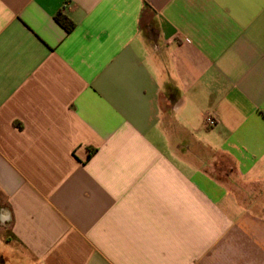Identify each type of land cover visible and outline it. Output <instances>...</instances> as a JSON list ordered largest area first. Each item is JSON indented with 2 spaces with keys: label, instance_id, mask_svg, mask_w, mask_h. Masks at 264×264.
Masks as SVG:
<instances>
[{
  "label": "crops",
  "instance_id": "obj_1",
  "mask_svg": "<svg viewBox=\"0 0 264 264\" xmlns=\"http://www.w3.org/2000/svg\"><path fill=\"white\" fill-rule=\"evenodd\" d=\"M0 264H264V0H0Z\"/></svg>",
  "mask_w": 264,
  "mask_h": 264
},
{
  "label": "rangeland",
  "instance_id": "obj_2",
  "mask_svg": "<svg viewBox=\"0 0 264 264\" xmlns=\"http://www.w3.org/2000/svg\"><path fill=\"white\" fill-rule=\"evenodd\" d=\"M231 172V164L229 162H227L225 159L221 158L220 161H219V167L216 169L215 171V175L218 176V178L221 180V179H224V176L226 175H229ZM224 181V180H222ZM237 185V189H241L242 188V191H244V187H240L238 184ZM238 191V190H237Z\"/></svg>",
  "mask_w": 264,
  "mask_h": 264
},
{
  "label": "built area",
  "instance_id": "obj_3",
  "mask_svg": "<svg viewBox=\"0 0 264 264\" xmlns=\"http://www.w3.org/2000/svg\"><path fill=\"white\" fill-rule=\"evenodd\" d=\"M218 122L214 116H207L205 119V127L207 128H215L217 126Z\"/></svg>",
  "mask_w": 264,
  "mask_h": 264
},
{
  "label": "trees",
  "instance_id": "obj_4",
  "mask_svg": "<svg viewBox=\"0 0 264 264\" xmlns=\"http://www.w3.org/2000/svg\"><path fill=\"white\" fill-rule=\"evenodd\" d=\"M61 17H62V16H61ZM60 20H61L62 23H65L64 21H67L65 17H62ZM67 26H68V28H70V24H69V25L66 24V27H67Z\"/></svg>",
  "mask_w": 264,
  "mask_h": 264
}]
</instances>
